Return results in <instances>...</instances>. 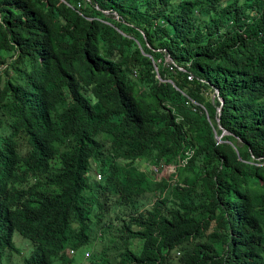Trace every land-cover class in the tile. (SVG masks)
<instances>
[{"label": "trees", "instance_id": "16d2710c", "mask_svg": "<svg viewBox=\"0 0 264 264\" xmlns=\"http://www.w3.org/2000/svg\"><path fill=\"white\" fill-rule=\"evenodd\" d=\"M66 1L0 0V264H68L109 201L127 243L93 264H264V0ZM187 149L131 208L127 167Z\"/></svg>", "mask_w": 264, "mask_h": 264}, {"label": "rangeland", "instance_id": "374dc122", "mask_svg": "<svg viewBox=\"0 0 264 264\" xmlns=\"http://www.w3.org/2000/svg\"><path fill=\"white\" fill-rule=\"evenodd\" d=\"M157 78L159 79V77ZM17 140L19 142L18 148L21 152H23L26 149L25 137L19 136L17 137ZM118 163V172H123V163L120 161ZM135 164V166H128V171L136 172L137 174H139L141 171L145 172L148 182L144 181L143 185L145 188L138 195L133 197L134 200L131 201V208L136 207L137 209H142L145 206H148L151 201H153V199L159 195V187L154 183L156 176H164L167 178V181H169L173 179L171 176L174 175H171L167 169H162L157 174L154 173V175L148 170L146 159H139V161H137ZM55 166L56 165L52 164L53 168ZM89 175V178L91 179L94 178L96 180H100L97 176V171L94 168L90 171ZM107 196H109L110 199L113 198L110 193L107 194ZM105 199L107 200V197ZM112 203V201H109L107 206H105V209L97 208L95 211H93L92 230L89 233L90 239L88 242L80 245L79 247L66 246L64 248L63 256L65 257L68 264H93L91 261H89V257H95L96 262L102 261V263H104L107 259L112 261L119 259L117 252L127 243V237L124 235L121 237L122 235L120 231L115 230L118 224H120V219L116 217V214H118L119 205L117 204L112 208ZM123 210L127 211L128 208L125 206ZM11 238L20 249V253L16 254L14 257L17 258L20 254L26 253L27 249L29 248L27 239L22 237L17 232H13ZM96 241L99 242L98 245L95 243ZM132 243L134 246L136 245L135 239L132 241ZM70 247H73L74 249L72 254L68 251ZM94 248H96V250H94ZM85 250L89 252L87 256H85ZM91 252L95 254L93 257L91 256Z\"/></svg>", "mask_w": 264, "mask_h": 264}, {"label": "built area", "instance_id": "2783aa9c", "mask_svg": "<svg viewBox=\"0 0 264 264\" xmlns=\"http://www.w3.org/2000/svg\"><path fill=\"white\" fill-rule=\"evenodd\" d=\"M60 1L68 4L66 0H60ZM190 77H191V75L188 74L187 75V78H190ZM184 152H185L184 156L181 157V158H179L177 160L178 162L176 164H173V163H164V162H161V161H158V162H150L149 163L150 171L153 174L154 173L157 174L160 170L167 169L169 171V173H171V175H174L176 166L177 165H183L186 162L187 157L192 153V150L191 149H187ZM97 176L99 178L100 177V173L97 172ZM160 178H166V177H164V176L157 177L156 176V179H160ZM69 251L72 252V249H70Z\"/></svg>", "mask_w": 264, "mask_h": 264}, {"label": "water", "instance_id": "95a60500", "mask_svg": "<svg viewBox=\"0 0 264 264\" xmlns=\"http://www.w3.org/2000/svg\"><path fill=\"white\" fill-rule=\"evenodd\" d=\"M160 79V78H159ZM169 82H172L170 79H167ZM218 99H219V104H218V106L216 107V123H217V126L221 129V132L219 133V134H215V137L217 138V140H220L219 138H220V136L222 135V134H224V133H227L228 131L225 129V128H223L221 125H220V123L218 122V114H219V109H220V105H221V103H222V98L221 97H218Z\"/></svg>", "mask_w": 264, "mask_h": 264}, {"label": "clouds", "instance_id": "9594fccd", "mask_svg": "<svg viewBox=\"0 0 264 264\" xmlns=\"http://www.w3.org/2000/svg\"><path fill=\"white\" fill-rule=\"evenodd\" d=\"M70 249H72V252H70V251H69ZM68 251H69V253H71V254H72V253L74 252V249H73V247H70V248L68 249ZM84 253H85V256H87V255H88V251H87V250H85V251H84Z\"/></svg>", "mask_w": 264, "mask_h": 264}]
</instances>
